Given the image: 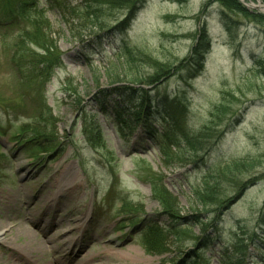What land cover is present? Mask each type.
I'll use <instances>...</instances> for the list:
<instances>
[{
	"label": "rangeland",
	"instance_id": "1",
	"mask_svg": "<svg viewBox=\"0 0 264 264\" xmlns=\"http://www.w3.org/2000/svg\"><path fill=\"white\" fill-rule=\"evenodd\" d=\"M3 1L0 264L14 262L9 249L25 247L17 227L47 223L49 214L72 237L85 236L80 227L93 218L97 238L86 249L92 264H220V249L237 236L264 242V13L246 6L264 7L261 0L239 1L244 11L216 0H101L90 21L76 8L80 0H0V7ZM63 17L78 20V28L68 29ZM92 21L103 30L91 32ZM203 24L208 44L189 72ZM82 32L84 43H75L72 35ZM25 33L50 39L47 60L62 55L46 78L35 73L41 61L35 67L36 58L15 52ZM134 66L155 84L125 81ZM117 87L166 96L184 137L166 134L162 122L149 124L163 137L159 147L140 128L129 130L132 120L116 134L97 103L118 100ZM205 129L208 148L192 151L186 141L202 139ZM34 138L45 152L25 150ZM37 155L42 162L33 161ZM213 183L215 200L197 203L193 193ZM176 214L200 220L187 229L172 220ZM144 220L151 234L132 225ZM32 232L44 243L41 254H28L33 264L59 257L65 264L66 247L55 253L56 241ZM152 233L163 248L147 250L143 238ZM253 247L245 264L260 263Z\"/></svg>",
	"mask_w": 264,
	"mask_h": 264
},
{
	"label": "trees",
	"instance_id": "2",
	"mask_svg": "<svg viewBox=\"0 0 264 264\" xmlns=\"http://www.w3.org/2000/svg\"><path fill=\"white\" fill-rule=\"evenodd\" d=\"M101 0H80L79 4L77 5L76 8H78L79 10H82V12L84 13V15L87 17L86 21H90L92 18H94L95 14V10L98 7V4H100ZM124 3L126 4L127 2H130L129 0H123ZM133 5L137 2V0H131ZM221 6H225L227 9H233L236 11H242V7L240 6V3H238L237 0H216ZM264 3V0H261ZM3 3H5L2 7H0V9H3V11L5 10V7L7 6L8 2L7 1H3ZM22 3L25 5V3L22 1ZM138 4V3H137ZM55 6V5H54ZM53 7V6H50ZM72 12H75L73 9H71ZM244 11V10H243ZM16 16V15H15ZM253 16V15H252ZM257 16V15H255ZM23 16L21 15L19 18H22ZM259 17V16H257ZM64 21L68 24V29H75L78 28V25L80 24L79 21H75L72 20L70 23L68 21L67 18L63 17ZM95 20V19H94ZM93 20V21H94ZM92 21V22H93ZM84 21H82L81 23H83ZM97 24H95L94 22L91 24V26H93L94 28L92 29L91 32L94 31V29H97L99 31L103 30L102 24H98V26H96ZM208 30L207 27L203 24L202 28H201V32L198 35L197 41H196V46L194 47V51L193 53H191V57H189V61L186 62V68L188 69L189 72L192 71H196V68L198 66V58H200V56L203 54V51L206 48V45L208 44ZM72 37H74V42L77 44H83L84 41L83 39L85 38V35L80 34V33H76L75 35H72ZM50 39H44L43 37H41V39L38 41L37 40V33L35 35L33 34H29V33H25V35H23V37H21L20 42L17 43L18 47L17 50L15 51L16 53L20 52L21 57L23 55H27L28 57H34L37 60L35 61V67L36 65L41 61L42 63V68H41V72H35L38 74L45 75L48 77L50 75V73H52L54 71L55 68H59L62 66V55H56L55 57H53L51 60H47V57L49 55H51L50 52L53 51V48H49L47 47V43ZM41 52H40V51ZM200 52V56H199V51ZM13 60V59H12ZM47 60V61H46ZM197 63V65L195 64ZM196 66H195V65ZM36 70V69H35ZM135 70V71H134ZM160 75V74H158ZM148 77V76H147ZM146 77V78H147ZM123 78H125V81L129 82V83H134L136 85H142V84H151L154 85L156 82V79L154 77V79H150L148 77L147 80H145V77H141V74L138 72V69H136V67L134 66V69L132 68L131 73L126 75H123ZM119 82L123 79H117ZM115 83V82H114ZM141 88H131V87H117L115 88L113 91H118V97L121 100V102H119L120 107L118 106V104L115 105V107H113L114 112L116 113V117H117V123H116V129L117 130H121L125 128V124L123 123V121H121L120 119H122L123 117H126V115H128L129 111H134L135 113H137V115H135V121H138L139 116H143L144 113H148L149 116L152 115L151 120H153L152 118H155V120H159L158 115H160V118L163 117H167L170 118L171 115H173V113L175 112V110L171 107V105L169 103H167L165 101V99L160 98L159 96H151L148 93L146 94L145 92H142L143 90H139ZM116 93V92H115ZM110 101V100H109ZM109 101H103L102 99L98 100V104L100 106V108H104L105 104ZM114 102V101H113ZM115 103V102H114ZM177 112V111H176ZM139 115V116H138ZM121 116V117H120ZM156 116V117H155ZM150 118V117H149ZM173 119V118H171ZM174 120V119H173ZM175 122V120H174ZM181 124H177L174 123L172 127H174L173 130H176L177 132L181 133L182 136L184 137V132L182 131L183 129L180 128ZM209 130V128H208ZM207 129H205L202 133V139L196 140V141H186L189 148L194 151V152H198V151H203L206 150L208 148V143L205 139L207 138V136L205 137L206 133H207ZM218 135H216L215 137H218ZM152 139H155V134L154 136L152 135L151 137ZM204 138V139H203ZM157 140V138H156ZM202 141H204L205 143L203 144ZM43 140H38V139H29L27 141H25V150L28 151V149H34L36 151H42L45 152V150H47V146H45ZM52 144V141L50 142ZM28 146V148L26 147ZM39 161L38 155L35 157V159L33 161ZM217 184V182H215ZM215 183H213V185H209L206 184L205 187H203V189L201 190H197L193 193V197L194 200L199 203L200 205H203L204 202H210V201H214L216 198V195H213V193L215 192ZM217 200V199H216ZM221 204L223 203L220 202ZM177 213V209L175 210ZM172 220H174L175 222H182V225L185 226V228L192 226L193 224H197V221L200 220V218L198 216L195 217H185V218H180L178 216V214L175 215V218L172 217ZM143 228V233L147 234H151V232L149 230H151L150 227H148L147 224L144 223V225L140 228ZM145 228V229H144ZM149 229V230H148ZM256 234L253 235H249L248 237H241V236H237L236 239L232 242L233 244L231 245L230 248H225L222 249L219 256H220V261L222 264H245L246 259L249 257V248L251 246H253L254 244V249L259 252L261 254V260H259V264H263L264 263V242L263 243H259L257 242V240L255 239ZM206 239V237H204V240ZM146 240V241H145ZM204 240H202L203 242L201 243V246H204ZM145 241V246L147 248L148 251H154L157 248H163V242L162 239L158 236L157 233H152L151 237L149 239L147 238H143V242Z\"/></svg>",
	"mask_w": 264,
	"mask_h": 264
},
{
	"label": "bare ground",
	"instance_id": "3",
	"mask_svg": "<svg viewBox=\"0 0 264 264\" xmlns=\"http://www.w3.org/2000/svg\"><path fill=\"white\" fill-rule=\"evenodd\" d=\"M241 1H248V0H241ZM251 8H253L254 6L250 5ZM258 8V7H256ZM258 10L262 11L264 13V7L259 6ZM19 230V235H21L22 237H24L26 239L25 241V247L23 248V250H21L20 252L22 253H18L15 250L9 249V251H11V258L14 262H10L11 264H18V263H25V264H33L27 257L28 254H30L32 256L31 253L33 252H37L38 254H41L43 251V246L44 243L39 240L36 239L35 236L33 235V232L31 230V228L27 225H24L23 223L17 227ZM8 236V235H7ZM53 240V239H52ZM63 244V243H61ZM64 247V246H62ZM62 247H57L56 252L60 251ZM33 257V256H32ZM10 258V259H11ZM30 258V257H29ZM35 258V257H33ZM9 259V260H10ZM8 263V264H10ZM55 264H59V258L55 260ZM79 264H90V260H88L87 256H83L81 262Z\"/></svg>",
	"mask_w": 264,
	"mask_h": 264
}]
</instances>
